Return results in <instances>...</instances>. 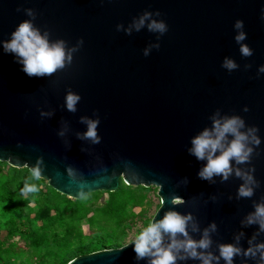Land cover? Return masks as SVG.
Here are the masks:
<instances>
[{"label": "water", "instance_id": "95a60500", "mask_svg": "<svg viewBox=\"0 0 264 264\" xmlns=\"http://www.w3.org/2000/svg\"><path fill=\"white\" fill-rule=\"evenodd\" d=\"M25 8L35 11L34 24L50 42L63 40L66 51L76 50L71 63L53 74L29 77L0 46V160L31 171L39 167L52 188L74 199L114 192L122 180L157 186L162 205L152 220L168 210L191 213L200 231L189 222L188 233L197 240L215 221L209 250L217 255L218 245L237 243L240 232L244 248L254 235L264 240L257 225L241 223L264 198V73L258 74L264 65V0H0V41L28 18ZM145 11L150 19L165 20L163 36L149 31L148 21L139 31L132 27ZM236 19L244 21L249 57L234 40ZM225 57L239 67L228 72L221 66ZM69 92L81 97L75 112L65 105ZM217 110L221 116L239 114L259 129L251 167L260 187L252 198L237 199L242 181L235 174L214 183L197 175L206 161L189 154L191 138L211 127ZM81 117L99 118V143L83 138L87 124ZM131 242L67 264H148L147 257L135 259ZM169 242L164 234L163 244ZM242 261L255 264L235 258V264Z\"/></svg>", "mask_w": 264, "mask_h": 264}, {"label": "clouds", "instance_id": "9594fccd", "mask_svg": "<svg viewBox=\"0 0 264 264\" xmlns=\"http://www.w3.org/2000/svg\"><path fill=\"white\" fill-rule=\"evenodd\" d=\"M23 11L28 18L16 25L9 39L0 41L3 51L13 55L16 62L21 65V70L29 77L51 75L63 68L66 62L71 63L72 52L76 49L66 51L63 40L50 42L48 33H41L34 24L35 11L32 8H25ZM151 15L150 12L145 11L138 20H134L132 27L139 31L148 21V30L163 36L168 30L167 23L163 19H150ZM156 15L159 16L160 13L157 11ZM262 17H264V10H262ZM121 27L122 25L118 24L117 30ZM132 27L126 29L128 34H131ZM233 28L235 30L234 40L240 45V54L244 57L251 56L252 48L242 43L247 39L244 21L236 19ZM79 43L83 44V39ZM154 47L159 49V43H156ZM143 54L148 56L149 48H145ZM221 66L228 72L239 67L237 62L229 57H225ZM261 73H264V65L258 68V74ZM80 99L78 93L69 92L65 97L67 110L75 112ZM243 111H248L247 105L243 107ZM41 115H50V113L41 112ZM211 120V127H205L191 138V147L188 149L189 154L195 156L197 160L206 161L198 170V177L214 183L215 177H220L223 182L235 174L242 181L237 189V199L252 198L256 189L260 187V182L254 176L255 169L251 167L253 146L258 147L261 144L258 127L246 125L245 119L239 114L221 116L219 110L213 113ZM81 121L87 124L83 138L99 143L100 137L97 135L99 118L81 117ZM59 134L63 135V132ZM234 165H249V167L234 168ZM68 172L71 174L73 171L69 168ZM39 176L40 168L37 167L33 170L32 177L39 179ZM23 191L35 192L37 187L26 183ZM173 202L179 203L180 201ZM189 222L192 224V231H200L191 213L182 215L175 210H168L161 219L149 220L131 242L135 259L139 261L147 257L149 258L148 264H177V261L186 260H197L199 264H219L221 259L224 264H235V258L242 255L254 260L255 264H264V240H256L254 235L249 238L248 246L244 248L239 245V240L243 236V232H240L235 236L237 243L219 244L217 255L209 250L212 245L211 233L217 230L215 221L210 222L202 230L198 240L189 235ZM241 223L244 226L257 225V234L264 232V198L253 203V211L249 212ZM164 234L170 237L167 245L163 244ZM178 236H182L183 239H179ZM241 264H246V261H242Z\"/></svg>", "mask_w": 264, "mask_h": 264}, {"label": "trees", "instance_id": "16d2710c", "mask_svg": "<svg viewBox=\"0 0 264 264\" xmlns=\"http://www.w3.org/2000/svg\"><path fill=\"white\" fill-rule=\"evenodd\" d=\"M13 175L12 170H9L7 179L9 180ZM14 177H19V175H15ZM6 184L7 182H4L0 186V200L5 199L4 201L8 202L11 201V197L10 190L5 187ZM32 184L36 185L37 191L26 192V202L28 204L34 202L43 204L44 201L52 203L55 207L54 209L60 214V217L58 220L53 218L54 220L43 221L41 216L43 208L39 207L38 212L31 218L33 209H30L28 213L24 214L22 209L13 202L10 221L14 223L21 221V227L25 229V246H18L17 252L30 250L36 258H44L43 264H56L65 261L68 257L67 253L71 249V241L76 237L82 239V244L78 248L81 255L97 250L93 244L84 245L83 238L85 232L82 224L83 220L88 221L89 228L95 230L97 235H111L109 239L102 242L103 245L108 246L111 244L114 248L123 246V241L135 231L137 225L136 217L138 213L135 210H130L129 207L141 206L143 199L146 197L143 191L136 192L134 187L123 186L121 184L118 190L108 192L109 199L106 202H100V199L103 198L104 193L107 191L94 192L87 197L73 200L56 191L51 186L42 187L40 183ZM89 198L95 199L91 205L84 203V200ZM64 205L70 209L66 217L60 213V207ZM142 211L144 210L140 212ZM37 221H42V223L36 224ZM61 227L64 228L63 232L60 231ZM53 240L58 242L69 241L68 250L62 254V260L56 257L48 258L43 254V249L50 245ZM12 245L13 243L6 250H10ZM4 252L5 249L0 245V263L4 258ZM69 261L70 259L65 264Z\"/></svg>", "mask_w": 264, "mask_h": 264}, {"label": "rangeland", "instance_id": "374dc122", "mask_svg": "<svg viewBox=\"0 0 264 264\" xmlns=\"http://www.w3.org/2000/svg\"><path fill=\"white\" fill-rule=\"evenodd\" d=\"M12 170L13 176L10 177L8 180V171ZM32 172L27 167H15L11 165L7 161L0 160V186L7 182L5 187L10 190V197L11 201H4L5 199L0 200V245L4 252V258L0 264H43V259H38L36 256L32 254V251L25 250L23 252H17V247H24L25 246V229L21 227V221L14 223L10 221L11 211L13 207V202L16 203L20 209H22L23 213L26 214L33 209L31 212V218L34 217L35 213L38 212L39 207L43 208V212L41 214L43 221H50V220H58L60 214L57 213V210L54 209L52 203H48L44 201L43 204L41 203H30L26 202V192L23 191L25 184H32V183H40L42 187L50 186L48 181L39 176V179L32 177ZM15 175H19V177H14ZM123 186H131L128 185V182L123 181L121 183ZM136 189V192L143 191L146 194V197L143 199V203L141 206H130V210H135L138 215L136 217L137 225L135 227V231L131 233L125 241H123V245L129 243L134 239L136 234L146 226L149 220H152L159 208L162 205V199L159 195V188L157 186H132ZM73 200H76L72 198ZM109 199V193L105 192L103 198L100 199V202H106ZM95 201L94 198H89L84 200L85 204L91 205ZM141 210H144L140 212ZM70 212V209L67 206L60 207V213L62 216L66 217ZM140 212V213H139ZM54 218V219H53ZM26 219V218H25ZM26 222V221H24ZM20 223V224H19ZM42 221H37L36 224H41ZM59 223V222H58ZM19 224V225H18ZM83 229H84V245L93 244L95 249L104 250V249H112L114 248L113 245H103V241L110 238L111 235H97L95 230H91L89 228V224L87 220L82 221ZM60 231L63 232L64 228L61 227ZM71 249L68 251L67 259L62 263L56 264H65V262L70 259H74L75 257L80 256V252L78 251L79 246L82 244V239L80 237H76L71 241ZM10 250L8 247L10 244ZM15 245V246H14ZM69 241H52L50 245L43 249V254L48 258H60L62 260V254L68 250Z\"/></svg>", "mask_w": 264, "mask_h": 264}]
</instances>
